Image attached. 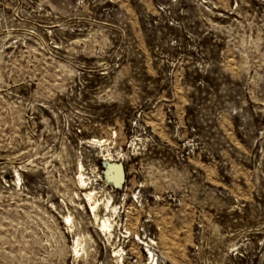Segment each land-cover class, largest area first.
Returning a JSON list of instances; mask_svg holds the SVG:
<instances>
[{
	"label": "rangeland",
	"instance_id": "374dc122",
	"mask_svg": "<svg viewBox=\"0 0 264 264\" xmlns=\"http://www.w3.org/2000/svg\"><path fill=\"white\" fill-rule=\"evenodd\" d=\"M0 264H264V0H0Z\"/></svg>",
	"mask_w": 264,
	"mask_h": 264
},
{
	"label": "bare ground",
	"instance_id": "6f19581e",
	"mask_svg": "<svg viewBox=\"0 0 264 264\" xmlns=\"http://www.w3.org/2000/svg\"><path fill=\"white\" fill-rule=\"evenodd\" d=\"M104 169L106 170L105 171L106 180L110 181L111 183H115V185L117 186L120 185L121 179L124 174L122 164L119 161L105 159Z\"/></svg>",
	"mask_w": 264,
	"mask_h": 264
}]
</instances>
